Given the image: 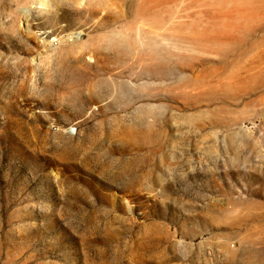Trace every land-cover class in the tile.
Instances as JSON below:
<instances>
[{
	"label": "rangeland",
	"instance_id": "obj_1",
	"mask_svg": "<svg viewBox=\"0 0 264 264\" xmlns=\"http://www.w3.org/2000/svg\"><path fill=\"white\" fill-rule=\"evenodd\" d=\"M0 264H264V0H0Z\"/></svg>",
	"mask_w": 264,
	"mask_h": 264
}]
</instances>
